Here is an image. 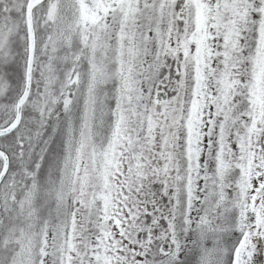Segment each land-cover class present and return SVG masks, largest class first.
<instances>
[{"label": "snow or ice", "instance_id": "1", "mask_svg": "<svg viewBox=\"0 0 264 264\" xmlns=\"http://www.w3.org/2000/svg\"><path fill=\"white\" fill-rule=\"evenodd\" d=\"M0 264H264V0H0Z\"/></svg>", "mask_w": 264, "mask_h": 264}]
</instances>
